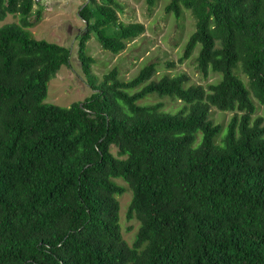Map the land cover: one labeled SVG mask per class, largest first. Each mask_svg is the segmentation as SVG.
<instances>
[{"label":"trees","instance_id":"16d2710c","mask_svg":"<svg viewBox=\"0 0 264 264\" xmlns=\"http://www.w3.org/2000/svg\"><path fill=\"white\" fill-rule=\"evenodd\" d=\"M40 4L0 0V23L21 16L0 27V264H264V118L253 121L264 104V0H170L168 13L196 20L180 61L200 46L197 69L222 75L208 87L185 73L155 79V64L98 80L91 34L116 55L145 27L120 22L119 0H89L78 56L93 93L70 108L44 103L70 51L24 30ZM152 95L184 107L141 104ZM212 107L236 113L220 141ZM119 179L133 193L127 219L140 222L133 246Z\"/></svg>","mask_w":264,"mask_h":264},{"label":"rangeland","instance_id":"374dc122","mask_svg":"<svg viewBox=\"0 0 264 264\" xmlns=\"http://www.w3.org/2000/svg\"><path fill=\"white\" fill-rule=\"evenodd\" d=\"M119 1L123 6V13L119 14L120 22L126 25L142 24L145 27V32L137 39L128 42L127 48L116 55L104 50L96 34H91L86 51L95 60L92 74L98 80L117 68L120 78L128 81L145 66L155 64L157 66L155 79H160L164 75L185 73L190 78V85L208 87L210 84L221 81V74L210 72L209 77L206 78L197 69L196 57L199 54L200 46L197 47L192 58L180 61L191 35L196 30V20L190 11L184 10L183 16L177 18L166 10L170 0H155L154 5H149L147 0ZM40 2V5L34 6V14L30 18L33 26L24 30L32 38L58 44L70 51V65L63 66L58 74L50 80L48 95L44 103L70 108L75 103L84 102L93 93L78 56L80 38L88 33L87 23L80 18V12L89 0H40ZM41 6L43 10L39 18L37 11L41 9ZM20 20L21 16L19 15H9L4 22L0 23V27L6 24H19ZM169 63H174V66L169 68ZM234 73L245 84H248V78L240 69L235 70ZM145 103H162L163 109L171 113H177L184 107V103L180 100L170 97L160 98L156 95L141 101V104ZM256 104L257 110L253 115V121L257 117L264 118V104H259L257 101ZM234 114L236 113L220 111L215 107L211 108L212 121L223 127L217 141L227 134L228 124ZM198 137L201 140L202 133H199ZM113 153L117 155L115 147ZM116 182L125 188L124 194L117 197L120 204V224L123 238L129 246H133L140 228V222L137 219H127L133 193L124 181L119 179Z\"/></svg>","mask_w":264,"mask_h":264},{"label":"water","instance_id":"95a60500","mask_svg":"<svg viewBox=\"0 0 264 264\" xmlns=\"http://www.w3.org/2000/svg\"><path fill=\"white\" fill-rule=\"evenodd\" d=\"M86 23V22H85Z\"/></svg>","mask_w":264,"mask_h":264}]
</instances>
